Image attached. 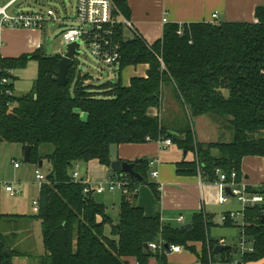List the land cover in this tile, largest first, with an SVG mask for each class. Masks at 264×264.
<instances>
[{
	"label": "trees",
	"instance_id": "obj_1",
	"mask_svg": "<svg viewBox=\"0 0 264 264\" xmlns=\"http://www.w3.org/2000/svg\"><path fill=\"white\" fill-rule=\"evenodd\" d=\"M114 1L118 11L130 18L126 0ZM255 18L166 23L162 37L153 43L138 32L127 37L120 28L118 79L98 86L89 83L90 74L78 70L77 57L67 85L60 86L55 81L60 54L47 56L40 47L17 57L0 55V143H17L24 149L28 145L30 163L39 166L43 159L50 163L35 214L41 222L44 254L35 264H131L132 258L137 264H150L151 258L167 264L162 251L166 245L196 252L197 242L202 244L197 253L200 264H231L236 259V245L214 254L216 241L210 236L212 217L207 212L196 213L189 230L146 215L136 202L138 188L149 185L160 197L148 178L151 162L144 158L136 162L142 180L119 174L111 168L110 149L170 138L194 154L193 161L177 165L180 174H200L215 182L220 169L228 176L235 171L242 180L243 158L264 157V3L256 8ZM31 61L38 64L33 90L21 97L8 95L17 79L12 71L25 69ZM139 65L148 66L146 75H134L125 84L123 72ZM165 86L173 88L182 107L173 126L152 114V108L161 114ZM205 115L233 130L232 140L198 141L192 120ZM44 144L54 147L42 156ZM94 159L111 169L112 178L128 181L129 192H123L116 222L94 192H85L87 182L72 177L75 165ZM249 191L264 196V184ZM263 216L262 205L245 208L243 228L254 240V249L240 256L244 263L264 259ZM152 242L162 244L161 249L150 248ZM18 254L0 235V264H13Z\"/></svg>",
	"mask_w": 264,
	"mask_h": 264
},
{
	"label": "crops",
	"instance_id": "obj_2",
	"mask_svg": "<svg viewBox=\"0 0 264 264\" xmlns=\"http://www.w3.org/2000/svg\"><path fill=\"white\" fill-rule=\"evenodd\" d=\"M126 2L131 10L130 18L127 19L134 24V29L145 40L153 43L162 37L166 23L183 24L213 21L215 20L213 19L214 13L219 15L217 20L255 21V10L264 3V0H126ZM164 18L167 19L166 22H164ZM126 31L131 33V37L133 36L132 32L126 28L123 30L125 36H127ZM0 36L3 41L0 53L3 57H17L25 53H33L40 47L43 48V29L41 28L8 26L1 31ZM147 69V65L127 68L122 74L123 82L129 84L131 77L134 75L145 76ZM15 72L16 70L12 71L14 75ZM168 106L176 109L173 116H167ZM177 111L179 115L182 114V107L175 92L171 86H165L163 90V108L160 115L164 121L171 122L170 120H173V117V121L178 117ZM210 138L198 139L197 137L198 141L201 142H215ZM46 147V145L40 147L42 156L53 152V147ZM19 149L25 157V149L22 146ZM110 154L112 161L119 159L133 162L144 158L151 162L149 173L152 178L150 182L158 187L160 197L158 198L155 195L151 186L141 185L138 188L136 202L144 208L146 215L160 216L164 223H172L174 226L192 223L193 216L196 213L207 212L212 217L211 227L218 221V216H220L221 224L227 226L226 223L222 222V215L229 211L241 210L238 205L234 209L222 210V214L219 213L220 215L216 213L217 206L227 205L232 202L231 198L234 197L221 204L218 201L220 191L216 182L207 181L200 174H180L177 165L184 161H193L194 154L192 152L185 153L175 144L169 147H161L157 141H149L146 143L112 145ZM15 162L19 163L18 159L14 157L12 159L13 167L10 166V169H5L0 147V235L6 237L11 249L19 252L13 258V264H35L37 259L44 254L41 222L35 218L37 212L34 210L33 205V202L39 199L41 185L36 182L35 174L33 179L36 183L35 187L29 181H25L26 179H22L21 174L26 172V169L22 168L20 163L19 167H15ZM41 162L42 164L39 166L34 164L35 171L39 167L47 175L50 170V163L46 159ZM46 165L47 171L44 170ZM77 166L80 178L91 185L103 181L108 182L113 175L111 169L101 164L97 159L85 164L78 163V165H75L73 172ZM155 171L158 172V175L153 177L152 172ZM242 174V180L249 188H257L264 184V157H244ZM5 184L12 185L15 194L8 192ZM34 188L35 190H33ZM31 206L35 212L33 214ZM118 215L119 211L116 217H113L115 222ZM180 216L183 217L181 223L177 221ZM211 227L210 236L216 241L214 248L220 245L219 240L222 238L226 240L225 245H229L224 236L213 235ZM194 245L196 252L182 247L180 252L166 254L167 264H200L197 253L201 251L202 244L197 242ZM235 245L237 248L238 243ZM131 264H137V262L132 258ZM150 264H159V262L156 258H151ZM245 264H264V259Z\"/></svg>",
	"mask_w": 264,
	"mask_h": 264
},
{
	"label": "built area",
	"instance_id": "obj_3",
	"mask_svg": "<svg viewBox=\"0 0 264 264\" xmlns=\"http://www.w3.org/2000/svg\"><path fill=\"white\" fill-rule=\"evenodd\" d=\"M21 0H0V34L5 27H18V28H42L46 22H64L68 25L70 21H66L65 18L60 16L57 11L52 7L37 8L31 10H24ZM218 13L213 14V19H218ZM77 22L78 25L67 26L62 31V42L64 46L71 42H78V50L80 43L88 45L90 54L98 59L100 62L108 65L110 68L117 69L120 63V42H119V29L124 30L127 28L131 32H137L134 28V24L127 19L117 9L114 0H77L76 5V17L70 19ZM167 21L166 18L163 19ZM3 46V41L0 36V49ZM80 51V50H79ZM1 55V53H0ZM3 83H9V78H3ZM8 95H12L11 90H7ZM152 114L157 116L160 112L157 108H152ZM161 147H169L174 145L170 138L159 139L157 141ZM15 167H19V163L15 162ZM219 178L215 181L219 187V203H226L229 198L234 197L238 199L243 209L240 211H229L222 215V222H232L236 224L239 217H242L243 223L240 225L242 228L239 238L237 251L238 256L233 260L232 264H245L240 256L252 252L254 249L253 239H251L245 232L244 226V214L245 208L248 206H254L264 201V196L259 193H252L249 191V186L239 180L237 173L233 171L230 176L220 169L217 170ZM158 172H152V176L156 177ZM72 177L75 180L80 179V173L78 166L75 168ZM35 180L39 184H43L47 181L46 174L43 173L41 168H37L35 171ZM107 186L100 184L99 186L86 184L85 192H97L103 193L106 190L114 191L117 188L122 189V192L128 193V181L119 178L118 176L111 178L106 182ZM6 190L11 194H15V190L12 185L5 184ZM230 188L231 194L226 191V188ZM34 210L38 212L39 202L38 200L33 202ZM177 221L181 223L183 217H178ZM220 245H225L226 240L220 239ZM149 247L156 250L161 249L162 244L152 242ZM182 246L180 245H166V249H162L165 254L171 252H180Z\"/></svg>",
	"mask_w": 264,
	"mask_h": 264
},
{
	"label": "rangeland",
	"instance_id": "obj_4",
	"mask_svg": "<svg viewBox=\"0 0 264 264\" xmlns=\"http://www.w3.org/2000/svg\"><path fill=\"white\" fill-rule=\"evenodd\" d=\"M25 3H23V9L24 10H31V9H37V8H47L52 7L54 8L57 13L66 19V21H70L68 25L64 24V22H55V21H49L46 22L41 29H43V53H45L47 56H52L56 54H61L65 51V46L62 42V31L67 26H76L78 25L77 22L69 20L74 19L76 17V5L77 0H24ZM29 3V5L27 4ZM127 29V28H126ZM126 35L131 37V33L129 31H126ZM79 54L77 55V58L79 60V67L78 70L82 73H88L92 77L89 81V83L93 84L94 86H98L103 83L107 82H116L118 79L116 69L110 68L108 65L100 62L98 59L94 58L89 51L88 45L84 43H80L79 46ZM38 72V64L37 61H31L29 65L25 69H19L16 70L15 76L17 79L14 82V93L16 96L21 97L23 95H26L30 93L33 90L34 82L37 77ZM158 109V108H157ZM176 109L174 107L168 106L167 108V116H173ZM178 113V111H177ZM178 120H180L182 114L179 115ZM84 117V116H83ZM174 120V117H173ZM172 119L169 122L170 125H174L175 121ZM193 127L196 131L198 139H206V137H211L210 140H213L215 142L217 141H231L232 140V133L233 130H231L227 125L221 126L217 123L214 118L211 116L205 115V116H198L194 117L193 120ZM218 125V126H217ZM219 128V129H218ZM1 147V156L2 161L4 160V167L5 169H10V166L13 167L12 159L15 157L18 159L19 163L22 165V168L26 169V172L21 174L22 179H26L25 181H29L34 187V174H35V166L32 163H26L24 161V154H22L20 148V144L17 143H8V142H2L0 143ZM47 146L46 148H52L54 147L52 144H44V146ZM46 150V149H45ZM47 165L45 166L44 170L47 171L48 169ZM148 178L151 181L150 173L148 174ZM101 183L104 184V186H107L106 182H99L96 183V186H99ZM39 184V183H38ZM37 184V186H38ZM41 185V184H39ZM35 190V188L33 189ZM122 189L117 188L114 192L105 191L103 193H97L94 192V198L103 204H106L107 211L112 217H116L121 197H122ZM230 203H228L225 206H217L216 207V213L222 214V210L226 209H234L238 205L240 206L241 210L243 209V205L240 201H237L235 198H231ZM240 202V203H238ZM262 206H264V202L261 203ZM32 214L35 213L33 211V207L31 206ZM36 214V213H35ZM219 214V215H220ZM118 217V216H117ZM220 216H218V221L216 219V224L211 227V231L213 235H216L218 237L224 236L229 245H234L239 242L240 238V232L243 220L242 217H239L236 224L233 226H224L221 224V221L219 219ZM182 226V224H180ZM108 228L106 227V233H109ZM215 264H220L218 262H215Z\"/></svg>",
	"mask_w": 264,
	"mask_h": 264
},
{
	"label": "water",
	"instance_id": "obj_5",
	"mask_svg": "<svg viewBox=\"0 0 264 264\" xmlns=\"http://www.w3.org/2000/svg\"><path fill=\"white\" fill-rule=\"evenodd\" d=\"M78 45H79L78 42H71L65 46V51L60 54L61 57L59 58L58 70L56 72V77H55V81L60 86H66L68 83L67 75H68L69 68L72 65V61L76 59L77 55L80 52L78 50ZM185 153L187 152L185 151ZM30 154H31V147L27 145L25 147V157H24V161L26 163L30 162ZM137 161L139 160H135L133 162L126 161V160H119V159L114 160L111 162V168L119 174L127 173L132 178H137L138 180H142L143 177L135 171V164ZM40 164H42V162H40ZM226 191L232 195L229 187L226 188ZM262 222H264V216L262 217ZM191 228H192V223H187L181 226V229L183 230H189ZM146 247L148 248V245H146ZM228 248H229V245H217L214 248L213 252L214 254L218 255L222 251Z\"/></svg>",
	"mask_w": 264,
	"mask_h": 264
}]
</instances>
